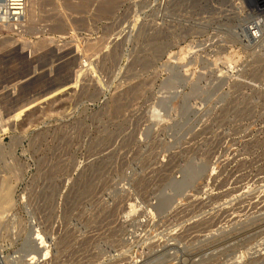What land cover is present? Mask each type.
<instances>
[{
    "label": "rangeland",
    "instance_id": "1",
    "mask_svg": "<svg viewBox=\"0 0 264 264\" xmlns=\"http://www.w3.org/2000/svg\"><path fill=\"white\" fill-rule=\"evenodd\" d=\"M263 4L31 0L0 25L1 56L74 74L27 98L0 56V264H264Z\"/></svg>",
    "mask_w": 264,
    "mask_h": 264
},
{
    "label": "water",
    "instance_id": "2",
    "mask_svg": "<svg viewBox=\"0 0 264 264\" xmlns=\"http://www.w3.org/2000/svg\"><path fill=\"white\" fill-rule=\"evenodd\" d=\"M51 52L55 53L56 57L61 59L60 53L56 49L53 48ZM1 57L3 60H7V62L13 58H21L27 61L29 70L24 73L27 75V77L25 75L19 76L21 77V81L18 84V87L24 90V96H27V98L35 94L45 93L47 91L54 90L55 88L62 87L71 81L72 71L71 69L69 70L64 67V62L58 63L59 61L57 60L55 66L53 67L54 71L52 73L49 72L48 69H44L45 67H41L44 69L42 72L39 70L38 73H32L31 65L33 63V59L28 53H23L18 47L15 49H10L8 52L6 51V55ZM6 80H10V78ZM9 91L10 92L7 94V96H5L6 93H4L5 98L3 101L8 107H12L18 104L20 99L15 97L14 93H12V90L9 89Z\"/></svg>",
    "mask_w": 264,
    "mask_h": 264
},
{
    "label": "built area",
    "instance_id": "3",
    "mask_svg": "<svg viewBox=\"0 0 264 264\" xmlns=\"http://www.w3.org/2000/svg\"><path fill=\"white\" fill-rule=\"evenodd\" d=\"M25 0H0V24L17 26L24 17Z\"/></svg>",
    "mask_w": 264,
    "mask_h": 264
},
{
    "label": "bare ground",
    "instance_id": "4",
    "mask_svg": "<svg viewBox=\"0 0 264 264\" xmlns=\"http://www.w3.org/2000/svg\"><path fill=\"white\" fill-rule=\"evenodd\" d=\"M259 1H261V0H259ZM30 2H31V0H30ZM30 2H29V0H25V10H24V17H23V19L21 20V22H20V24L19 25H17V26H14V27H19L20 25H22V23H23V21L24 20H26V19H28V18H30L31 19V17H30V15L32 14L31 12H33L30 8H32V7H30ZM32 5V4H31ZM262 6H264V4L262 5ZM31 10V11H30ZM26 22V21H25ZM0 25H4V24H0ZM11 25V24H10ZM14 24H12V26H13ZM5 26H8V25H5ZM248 36H249V38H251V36L249 35V33H248ZM252 39V38H251ZM20 49V48H19ZM5 54V53H4ZM1 56V55H0ZM1 63V62H0ZM74 65H75V63H74ZM72 70V76H74V74H73V69H71ZM24 71V70H23ZM27 72V71H26ZM23 73V72H22ZM72 78V77H71ZM8 81V80H7ZM10 81V80H9ZM8 81V82H9ZM13 81V80H12ZM11 82V81H10ZM9 84V83H8ZM13 84H14V82H13ZM19 84V83H18ZM66 85V84H65ZM64 86V85H63ZM62 86V87H63ZM60 88V87H59ZM59 88H55L54 90H50V91H47V92H45V93H39V94H36L37 96H40V97H45V96H47V95H49V94H52L53 92H55L56 90H58ZM4 90V89H3ZM0 91H2V89L0 90ZM4 92V91H3ZM1 94V93H0ZM3 95V94H2ZM1 107V106H0ZM6 110V109H5ZM2 111V110H1ZM2 112H4L5 113V111L3 110ZM7 113H9V112H11V111H9V110H7L6 111ZM5 115V114H4ZM3 115V116H4ZM7 115V114H6ZM6 115H5V117H6ZM9 115V114H8ZM2 116V117H3ZM10 191H7L6 193H5V201H6V203L8 202V200L10 199V193H9ZM5 204V203H4ZM8 207V206H7ZM3 210V209H2ZM9 210V209H8ZM1 216V215H0Z\"/></svg>",
    "mask_w": 264,
    "mask_h": 264
}]
</instances>
